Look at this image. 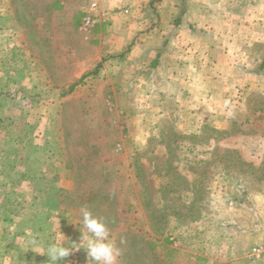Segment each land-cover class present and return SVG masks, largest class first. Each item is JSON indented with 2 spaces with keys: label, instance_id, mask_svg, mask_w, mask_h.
<instances>
[{
  "label": "rangeland",
  "instance_id": "obj_1",
  "mask_svg": "<svg viewBox=\"0 0 264 264\" xmlns=\"http://www.w3.org/2000/svg\"><path fill=\"white\" fill-rule=\"evenodd\" d=\"M72 1L0 0L2 8L13 6L16 18V26L10 30L6 17H10L11 8L8 12L1 9L0 40L13 43L8 47L0 44V151L13 157L8 161L16 168L13 178L30 181L32 186L17 188L16 198L34 196L38 189H33L32 183L42 179L38 164L23 176L20 165L25 157L29 155L28 159L37 163L44 138L64 137L76 164L74 172H48L46 181L60 177L63 187L40 189L37 194L46 197L47 191L53 198L60 193L70 203L62 214L72 212L68 207H87L104 217L113 241L122 250L119 264H192L208 259L264 264V92L241 86L240 92L233 94L236 101L232 106L222 98L230 108L213 117L214 122L191 127L170 117L154 131L151 124L139 125L133 113L135 105L124 95L118 98L112 91L95 97L74 94L69 84L54 89L48 84L62 79L54 53L50 55L49 46H39L34 28L38 24L52 26L60 7ZM111 1H89L79 24L85 36L112 19L106 7ZM116 8L120 13L128 9L124 5ZM102 14L104 19L90 32L81 29L86 15L99 18ZM23 25L31 29V46L24 42ZM259 31L264 33V28ZM40 49L56 75L48 83L39 67ZM255 49V54L264 51L260 45ZM8 53L11 62L2 59ZM93 73H84L79 84L91 79ZM88 98L95 100L97 107L77 106V101ZM48 144L55 146L54 142ZM100 150L109 153L104 156ZM235 151L245 167L248 165L243 173L224 169ZM59 158L49 159L54 164ZM256 248H261L259 257Z\"/></svg>",
  "mask_w": 264,
  "mask_h": 264
},
{
  "label": "crops",
  "instance_id": "obj_2",
  "mask_svg": "<svg viewBox=\"0 0 264 264\" xmlns=\"http://www.w3.org/2000/svg\"><path fill=\"white\" fill-rule=\"evenodd\" d=\"M89 1L84 7V0L64 4L52 26L38 24L34 28L39 46H49L46 49L50 55L54 53V63L62 78L48 86L60 89L69 84L74 94L90 93L93 97L110 91L118 94V98L124 95L135 105L133 113L139 125L151 124L154 131L160 130L170 117L180 118L191 127L214 122L223 109L232 106L233 94L239 93L241 86L264 92V51L255 54L257 45L264 48V33L259 31L264 28V0H112L106 4L112 19L98 24L85 36L79 24ZM123 5L128 8L126 13L115 12L117 6ZM9 8L10 17L6 18L12 30L16 26L13 6H0V11L8 12ZM22 30L24 42L31 46V29L23 25ZM12 43L9 39L0 40L5 47ZM42 51L38 50L39 67L43 70L41 75L48 77V83L56 75L50 71ZM2 59L12 61L9 53ZM89 71H95V75L79 84V78ZM224 97L229 106L222 102ZM88 99L77 101V106L97 107L95 100ZM127 119L132 122V118ZM42 142L37 153L40 160L33 163L27 155V162L20 165L22 174L30 173L31 167L38 164L42 179L32 183L33 189H38L37 192L60 189L63 187L58 181L60 177L46 181L45 174L56 170L74 172L73 154L65 146L69 141L64 137H47ZM48 142H54L55 146L50 147ZM102 151L104 156L109 153ZM89 152L94 154L93 150ZM0 153V264H51L46 254L29 248L45 250L62 233L66 239L79 243L82 207H68L72 212L62 214L64 206L70 203L60 193L52 198L47 191L46 197L34 190V196L18 200L14 191L32 189L31 183L15 180L16 168L8 162L13 157L6 150ZM55 157L60 160L55 159L53 164L49 158ZM2 158L7 159L6 163ZM208 261L209 264H242L240 260L229 263L213 259L192 264H208ZM60 264H88L87 252L82 248L73 251Z\"/></svg>",
  "mask_w": 264,
  "mask_h": 264
},
{
  "label": "clouds",
  "instance_id": "obj_3",
  "mask_svg": "<svg viewBox=\"0 0 264 264\" xmlns=\"http://www.w3.org/2000/svg\"><path fill=\"white\" fill-rule=\"evenodd\" d=\"M77 225L76 222H72ZM81 240L79 243L68 240L64 234L48 243L45 250L29 248L39 254H46L47 261L51 264H60L73 251L85 249L88 264H118L122 255L119 248L111 237L108 222L104 217L94 215L87 207L81 209V220L79 222Z\"/></svg>",
  "mask_w": 264,
  "mask_h": 264
},
{
  "label": "trees",
  "instance_id": "obj_4",
  "mask_svg": "<svg viewBox=\"0 0 264 264\" xmlns=\"http://www.w3.org/2000/svg\"><path fill=\"white\" fill-rule=\"evenodd\" d=\"M258 109H256V111H257ZM261 110V109H260ZM226 164V163H225ZM225 170H227V171H233V173L234 172H241V173H243V171H247V169H248V165H246V167H245V164H243L242 163V161H241V157H240V154L239 153H237L236 151L234 152V154L232 155V158L230 159V161L228 162V164H226V167L224 168ZM264 169V163H263V168H262V170ZM232 177V176H231ZM233 181H235V180H233ZM239 183V181L237 182H234V184L236 185V184H238ZM244 194H246L247 192L245 191V192H243ZM236 197L234 196V198L233 199H235ZM240 198L239 197H237V200H239ZM236 200V201H237Z\"/></svg>",
  "mask_w": 264,
  "mask_h": 264
},
{
  "label": "built area",
  "instance_id": "obj_5",
  "mask_svg": "<svg viewBox=\"0 0 264 264\" xmlns=\"http://www.w3.org/2000/svg\"><path fill=\"white\" fill-rule=\"evenodd\" d=\"M104 17V14H102V16L99 18H94L92 15H86L81 23V29L85 32H90L94 25L100 19H104ZM254 253L256 254V257H259L261 253V248H256Z\"/></svg>",
  "mask_w": 264,
  "mask_h": 264
}]
</instances>
